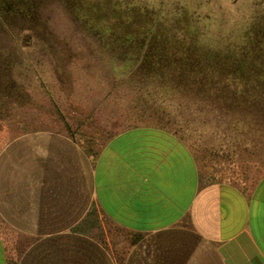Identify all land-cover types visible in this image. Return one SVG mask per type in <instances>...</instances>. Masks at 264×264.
Instances as JSON below:
<instances>
[{
    "label": "crops",
    "instance_id": "obj_1",
    "mask_svg": "<svg viewBox=\"0 0 264 264\" xmlns=\"http://www.w3.org/2000/svg\"><path fill=\"white\" fill-rule=\"evenodd\" d=\"M0 264H264V167L204 181L164 123L91 151L40 129L0 147Z\"/></svg>",
    "mask_w": 264,
    "mask_h": 264
},
{
    "label": "rangeland",
    "instance_id": "obj_2",
    "mask_svg": "<svg viewBox=\"0 0 264 264\" xmlns=\"http://www.w3.org/2000/svg\"><path fill=\"white\" fill-rule=\"evenodd\" d=\"M130 6L164 22L188 12L215 37L246 29L252 9L264 12V0H0V85L10 90L0 147L51 129L94 152L127 127L158 122L186 140L204 181H246L249 170L262 171L264 126L237 122L232 109L189 97L179 105L180 98L124 74L123 51L110 59L102 34Z\"/></svg>",
    "mask_w": 264,
    "mask_h": 264
},
{
    "label": "trees",
    "instance_id": "obj_3",
    "mask_svg": "<svg viewBox=\"0 0 264 264\" xmlns=\"http://www.w3.org/2000/svg\"><path fill=\"white\" fill-rule=\"evenodd\" d=\"M142 11L130 6L113 15L102 34L111 60L120 51L127 57L124 74L180 98L179 105L189 97L206 107L232 109L237 122L264 126V12L252 9L246 29L215 37L203 33L188 12L164 22ZM8 84L0 85V116L9 107Z\"/></svg>",
    "mask_w": 264,
    "mask_h": 264
}]
</instances>
